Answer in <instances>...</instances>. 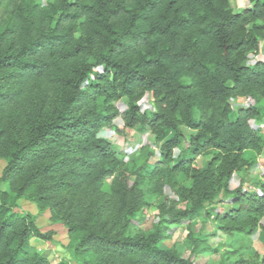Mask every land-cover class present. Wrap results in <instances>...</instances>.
Instances as JSON below:
<instances>
[{
    "label": "trees",
    "instance_id": "obj_1",
    "mask_svg": "<svg viewBox=\"0 0 264 264\" xmlns=\"http://www.w3.org/2000/svg\"><path fill=\"white\" fill-rule=\"evenodd\" d=\"M250 1L0 0V264H49L32 240L52 232L18 199L63 223L79 264H194L160 246L166 226L130 232L165 188L184 204L160 206L167 223L207 220L208 238H234L223 260L254 264L243 256L264 235V182L246 177L264 148L251 124L264 119V60L250 56L264 55V0ZM238 98L250 103L234 108ZM116 119L153 136L154 161L124 166L100 135ZM187 238L191 256L219 251Z\"/></svg>",
    "mask_w": 264,
    "mask_h": 264
},
{
    "label": "rangeland",
    "instance_id": "obj_2",
    "mask_svg": "<svg viewBox=\"0 0 264 264\" xmlns=\"http://www.w3.org/2000/svg\"><path fill=\"white\" fill-rule=\"evenodd\" d=\"M41 1L46 2V0ZM230 4L234 11H240L249 8L251 6V1L230 0ZM250 57L253 60H264L263 54H257ZM230 102L234 108L243 105L242 100ZM139 104H141L142 108L149 107V96H144ZM259 106L264 108V100L259 103ZM262 122H264V119L260 122L252 121L251 124L254 128H256V126L263 124ZM100 135L112 144L113 148L118 152L124 166L127 169H131L134 164L144 160L148 153H151L153 156L150 158L151 161H154L155 157L158 155V144L154 141L152 135L149 133L141 135L135 130H123L120 119H116L114 121L113 127L103 129ZM244 157L245 159L250 160L254 158V154L252 152H246ZM208 158L209 157L207 156L198 157L195 163L196 166H204V163ZM3 165V160H0V174ZM251 174L255 177H261L262 180H264V169L258 167ZM236 177L234 179L235 181L233 182V185H237L238 177ZM251 179L252 178H249L248 180ZM109 182L110 180L106 181V186H108ZM5 189L6 186L3 183H0V191ZM173 200H176V198L172 194V191L168 188H165L162 195L150 196L138 214V216H140V218L143 220L142 223H136V225L133 226L135 228L132 227L130 232L136 233L137 231H143L148 233L156 226H166L165 234H167L168 238L162 241L160 246L163 248H175L177 251L183 254V256L189 257L194 264H233L234 261L238 259V254L233 253L232 255H227V259L223 260L226 252L228 254L232 253V249L229 247V245L233 242L234 238L228 237L221 233H219L217 236L208 238V234L213 230V226L209 221H202V219H198L192 222L185 221L180 224L167 223L166 221L169 219V215H161L160 213V206L162 204H165L167 209L172 206L176 210L184 207V204L180 202H176L174 204ZM227 204V201L222 199L221 203L209 207L216 209L218 208L220 211H222L223 209L227 208ZM13 209L19 213L33 215L36 225L43 232H52V239L50 241H42L36 238L32 240V244L36 248L37 252L40 255L46 257L49 261V264H57L61 260H64L67 264H79L73 257L71 248L69 246V238L66 227L61 221L52 219L48 209H38L31 201L25 199H18L15 202ZM189 231H192L194 235L199 236L200 240L205 238L207 245L213 248L217 247L219 248V251L212 256H191L189 252L190 242L187 238ZM263 237V232L260 230L252 237L251 249L243 256L245 260L254 264H260L261 260H264ZM241 242L242 241H238V243Z\"/></svg>",
    "mask_w": 264,
    "mask_h": 264
},
{
    "label": "crops",
    "instance_id": "obj_3",
    "mask_svg": "<svg viewBox=\"0 0 264 264\" xmlns=\"http://www.w3.org/2000/svg\"><path fill=\"white\" fill-rule=\"evenodd\" d=\"M239 100H241V98H238V99H233V100H231V101H234V102H237V101H239ZM263 124H260V125H258V126H256V127H258V128H260V130H261V133H263L264 132V122H262ZM262 128V129H261ZM264 134V133H263ZM264 148H263V150H262V152L258 155V156H256L255 157V165L253 166V168L251 169V173L256 169V168H261V169H264ZM263 171V170H262ZM240 177L241 176V174H235L234 176H233V181H232V184H231V188H234L236 185L234 184L233 185V182L235 181L234 179H235V177ZM236 177V178H237ZM247 179H249V178H252L251 180H260V181H262V182H264V180H262V178L261 177H255L254 175H250V176H247L246 177ZM233 185V186H232ZM263 240V239H262Z\"/></svg>",
    "mask_w": 264,
    "mask_h": 264
},
{
    "label": "built area",
    "instance_id": "obj_4",
    "mask_svg": "<svg viewBox=\"0 0 264 264\" xmlns=\"http://www.w3.org/2000/svg\"><path fill=\"white\" fill-rule=\"evenodd\" d=\"M241 100L243 102V105H245V106L250 103L249 99H241Z\"/></svg>",
    "mask_w": 264,
    "mask_h": 264
}]
</instances>
